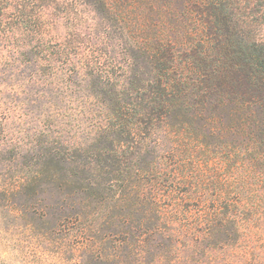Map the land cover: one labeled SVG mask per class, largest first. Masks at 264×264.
Masks as SVG:
<instances>
[{
    "label": "trees",
    "instance_id": "1",
    "mask_svg": "<svg viewBox=\"0 0 264 264\" xmlns=\"http://www.w3.org/2000/svg\"><path fill=\"white\" fill-rule=\"evenodd\" d=\"M91 1L99 8L109 6L108 0ZM223 2L193 0L194 7L183 15L191 14L192 22L198 25L202 18L206 19L214 29L213 34L193 30L184 42L167 39L173 54L165 58L166 52H162L160 61L165 60L169 65L155 72L152 79L128 74L126 82L117 84L113 73L90 74L91 95L98 104L84 108V112L78 109L74 114L57 104L36 102L30 109L33 114L28 115L36 121L33 126L8 129L13 105L6 102L7 96H1L0 87V191L13 190V186L1 184L13 181V175L1 176L3 170L13 169V165L17 166L16 187L34 190L41 180L53 183L67 196L74 197L66 206L72 211L69 214L79 216L85 212L92 219L89 228L101 229L112 222L113 234L122 235L113 251L126 246L124 256L129 257L128 264H156L153 259H145L144 254L150 253L147 245H151V250L158 248L156 261L160 264H175L169 260L166 250L183 246L192 250L197 246L208 247L209 252L221 249L224 264H264L261 261L264 257L260 259L263 253L257 256L250 244L253 236L262 235L255 224L262 220L259 210L248 216L249 208L245 205L239 213L221 212L218 207L212 211L199 209L192 216H186V221L177 228L171 227L174 220L170 215L181 209L173 198V186H169L175 174L166 166L163 154L175 152V147L187 149L188 142L204 148L206 135L201 127L208 133L217 131L223 135L235 129L247 134L256 151L252 158L254 167L264 164V44L233 32L230 21L236 19V14L225 9ZM174 14L169 11L164 17ZM27 45L35 53L36 64L46 61L50 64V60L61 57L58 44L40 40L18 47ZM177 47L183 48L184 57L179 56L181 51ZM48 51L51 56L46 59ZM23 55L27 53L20 51L18 56L12 53L0 63V86L2 76L12 74L17 64L31 67L33 59ZM153 60L155 65L157 57ZM41 82H45L44 78L35 77L31 83ZM255 90L260 96L251 94ZM217 109L218 113L214 114ZM203 113L208 117L198 129L186 119L188 114L199 117ZM221 113L225 116L224 123L211 125L219 121ZM86 118L90 120L85 128ZM74 120L78 122L67 127ZM16 133L22 134V143L15 137ZM166 142L170 143L168 147ZM143 150L145 156L151 152L158 154L146 159L140 154ZM18 157L23 160L18 162ZM257 172L258 176L264 175V170ZM181 178L186 180L187 175L183 173ZM193 186L194 183L186 185L187 197L191 198L189 190ZM192 198L197 204L206 202L202 193ZM80 201L87 208H79ZM253 222L256 231L250 235L249 226H255ZM174 234L184 239L177 240Z\"/></svg>",
    "mask_w": 264,
    "mask_h": 264
},
{
    "label": "rangeland",
    "instance_id": "2",
    "mask_svg": "<svg viewBox=\"0 0 264 264\" xmlns=\"http://www.w3.org/2000/svg\"><path fill=\"white\" fill-rule=\"evenodd\" d=\"M108 2V8H99L91 0H0V63H4L12 53L18 56L20 51L27 53L23 55L26 58L33 59L30 68L16 63L12 74L8 72L2 76L5 85L2 82L0 86L1 96H7L6 102L13 105L8 129H19L27 124L33 126L36 121L30 120L28 115L33 114L30 109L36 102L57 104L74 114L78 109L84 112V108L98 104L90 89L89 76L93 72L108 76V73H113L117 76V84L126 82L128 74L152 79L155 72L169 65L165 60L160 61L162 52H166L165 58L173 54L168 40L177 38L184 42L195 30L208 34L214 31L206 19L202 18L198 25L192 22L191 14L183 15L194 7L193 0ZM223 4L225 9L236 14V19L231 18L230 21L233 32L249 41L264 44V0H224ZM169 11L175 14L164 17ZM40 40L60 45L61 57L50 60V64L43 60L45 63L39 65L34 60L35 53L30 45L18 47ZM177 48L181 51L179 56L184 57L183 48ZM46 56H51V51ZM156 57L157 63L153 65ZM35 77L44 78L45 82L31 83ZM7 83L13 84L8 86ZM250 92L260 96L257 90ZM218 111L213 112L217 114ZM219 115V121L211 125L224 123L225 116L223 113ZM207 117L204 113L199 117L188 114L186 119L189 118L193 127L198 129ZM89 120H83L85 128ZM77 122L71 121L67 127ZM74 127L81 129L80 125ZM201 128L206 135L204 148L196 142H188L187 149L175 147V152L163 154L167 159L164 160L166 166L175 174V180L173 178L174 182L169 186H173V198L181 209V212L168 214L174 220L171 227L177 228L186 221V216H192L199 209L212 211L218 207L221 212L239 213L245 205L249 208L245 210L248 216L257 210L261 213L262 220L255 224L262 235L253 236L250 244L255 247L257 256L263 253L262 259L264 175L258 176L257 171L264 170V164L254 167L252 158L256 151H253L252 139L247 134L233 129L222 135L217 131L208 133ZM65 136L69 135L66 133ZM15 137L22 141V134L16 133ZM23 141L27 142L26 139ZM169 145L166 142L165 146ZM140 154L149 159L150 155L158 153L151 152L145 156L143 150ZM5 157L8 158V154ZM16 159L20 162L23 157ZM14 170L17 166L13 165V169L3 170L1 175H13V181L1 183L13 186V190L8 193L0 191V264H128L129 257L124 256L126 246L120 251H113L114 244H119L122 235L113 234L112 222L104 224L101 229L89 228V220L91 224L93 221L87 218L85 212L74 216L66 208L74 197L67 196L64 190L46 180H41L34 190L16 187L18 183H14ZM183 173L187 175L186 180L181 178ZM182 180H185V185ZM192 183L190 198L185 195V189ZM201 193L206 199L205 206L197 204L192 198ZM78 205L79 208H87L81 201ZM256 225L249 226L250 235H254ZM173 237L184 239L180 235L176 237V234ZM146 248L150 253L144 254L145 259H153L154 263L160 264L156 261L158 248L151 250V245ZM196 248L192 250L183 246L166 252L175 264H224L221 249L209 252L208 247ZM176 257L179 261H175ZM261 261L264 263V258Z\"/></svg>",
    "mask_w": 264,
    "mask_h": 264
}]
</instances>
